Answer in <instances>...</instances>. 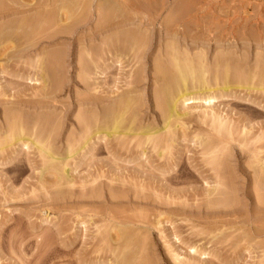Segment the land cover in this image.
Here are the masks:
<instances>
[{"label":"rangeland","instance_id":"obj_1","mask_svg":"<svg viewBox=\"0 0 264 264\" xmlns=\"http://www.w3.org/2000/svg\"><path fill=\"white\" fill-rule=\"evenodd\" d=\"M5 1L6 3H8V6L5 4V2H3L2 8H5H3L4 11H10L9 13L7 12V14H12V12H14L13 10H16L18 8V5L24 2L30 3L32 5L26 8L28 10L33 9L32 11L34 13L31 11L30 13L27 12L26 14L28 15V19L26 18V20L24 18L26 17V14L22 15L24 17L19 15V18H17V14H13V17L11 15L12 18L8 16L6 20H0V25H2V23H5V25H7V27L5 28L6 34L3 32L4 30L0 31V37L5 36L4 38L0 39V42H2V44L0 43V49L3 47L6 48L4 51L6 55L0 56V64L4 67L6 72L4 75L0 74V122H2L4 119L3 123H0V126L4 125V122L6 121L5 116L15 110V105L20 106L23 110L27 105L26 107L28 108V110L25 111L26 113L29 112L27 113V115L31 116L30 118H33L32 114L37 117V115L34 114L36 113L39 114L38 118L40 119V115H42L43 113V116L46 115L45 117H51L50 119H53L54 117V120L56 118V121L65 122V124L62 123L63 127L61 126L59 129L60 135H57L59 137H57L58 139L56 145L59 149L61 148L60 150L64 148V145L60 147V144H63V142L66 141V136L69 137L70 135V129L69 127H66L68 126L67 124L72 120L76 124V120L79 117H81L82 115L85 116V113L80 112L81 108L80 110L78 109V104H76V102H87V90H91L94 87L97 92V95L94 93L95 96L98 97L99 95V98L108 97L109 99L107 98V101H111L109 103H113L114 101L112 99H116V97L118 96L117 94H119L124 88V90H126V85H128V82H132V80H134V82L138 81L136 83V86H138L140 90L143 89L142 91L139 90L138 92L142 95H140V99L142 98V102H140L142 106L140 107V109H142V111L140 109V111H138L142 113L141 117L143 119L141 118V120L144 124L140 122L141 125H146L147 123L150 125V123L152 122V126L155 125L162 127L160 118L161 114L159 113L160 111H157L159 110V100H157L155 96L153 97V93H156L154 87L159 88V85H161L162 83L155 75V78H153L152 74L154 71L152 70L151 65H154L152 64L154 62L155 65L157 62L161 63L159 61H162L161 64L167 63V61L165 60L166 54L163 55L164 52L162 51L163 49H165L166 43L162 41L164 42V45L161 44L163 47L161 46V48L159 49V46L157 45V39L159 38L158 34L156 33L157 31L155 32V30H158V23H160L159 21L162 22V20L164 19L163 16L166 17L167 15L168 17H170L169 15L171 13L169 12H173L174 14V11L172 10H174L176 7H178L175 10L176 12L180 10L179 8H181V10H188L189 13V15H187L188 17L185 16L180 19L178 18L176 19V22L178 20H181L178 21V23H186L187 25H184V27H186H183L185 33L192 37H197V41H201L203 45H200L199 48L198 46H196L198 44H196L194 47V44L192 43V45L191 42L188 41L187 45L185 43H182L184 47L179 43L178 46L179 48L181 47L179 50H183L182 52H185V48H187L190 50L185 53H188L190 55H192L193 53L194 55H197L198 50H200L201 52L205 48L204 52L201 53L205 54V58H208L205 60H208L207 62H209L211 59L214 60L216 58L214 56L215 53L218 50H222L221 52L218 51L216 53V56H219L221 58L223 57V59L226 57L224 59L225 61L227 60L226 65H229V68L231 69H235V73L237 71L238 73H242L243 76L241 74L238 75H241L244 80H238L241 78L240 76V78L236 80V75L235 77H231L233 75H230L231 78L228 81V84H230L228 85V92L226 94L224 93V96L219 97V99H217L218 102H215L216 100L214 101V111L217 114L222 113V117H225L227 122L230 123V129H232V131L230 130V132L233 134H231L230 132H222L220 136L218 134H214L215 132L213 133V131H211L212 129L210 128V118L208 116L204 117L203 114L204 112H206V110H209L208 108H211L213 105L208 107L207 105H205V102H194L190 100L185 103L183 107L180 106L183 110H187L186 112H183V110L180 109L179 112L188 113L189 115H187L188 117L186 116V118H184L185 126L181 127L178 133L176 132L175 136H171L170 139L174 141V144H171L170 149L168 148V150L164 153V158H159L156 153L155 155L154 151L151 149L149 144L143 145L141 147H135V145L133 146L134 143L125 145V143L121 144L118 141L113 142V140H110L111 142L108 141L109 143L107 142L106 146L104 143V145L102 143L100 144L102 146L98 144L100 147L98 145V147L96 146L97 149H95V151L93 152V156L90 157V155H86L82 158L80 157L82 155L81 152L80 155L75 158V161L77 160L76 163L79 162L76 168V172L72 173L71 175L72 177H74L75 186H72L70 188L65 187L66 189L61 187L63 191L58 188L59 186L57 187L52 183V178L49 175V172L45 174L46 176L43 180H40V170L43 167L44 161L42 157L40 158L41 155L37 153L35 149H32L33 147H31L28 151L23 150L22 152L17 153V155H13V152H15L17 146H10L7 147V149H3L4 154L2 153V150L0 152L2 153L0 154V161L1 159L8 161L10 158H15L14 160L12 159L13 163L11 162V160H9V163L7 162L8 164L5 163L6 165L4 166L0 165V264H99L95 261H98L100 259V262L103 258L104 263L105 260L107 263V259L112 256L111 252L109 251L114 248L113 245L111 246V244L113 243H109L108 240L106 241L107 237H105V235L108 236L109 233H113L114 235V230H112L113 232H111L109 227H112L111 225L114 226V223H123L124 225L122 224V226H125L126 223L130 224L129 222H133V220L134 222L132 223V225L130 224V227H132V229H139V234L143 232L141 234V237L142 235L146 236L148 234V237L146 236V241L148 243L145 241L146 243L144 245L145 248H149L146 250V253H149L148 258L150 259V261L152 260V264H264V231L263 234L259 233L258 231L264 228V216H262L263 219L262 217L258 218L254 216V214L257 212H255V210H257L256 202H258V199L256 200L257 197L254 198V194L258 187V177H256L254 173H256V171L258 170V161L261 162V159L263 160L262 167L264 168V89H261L264 88V78L262 77V81H260L261 76L264 75V66L262 65L264 64V0H108L109 2L111 1V3H115L111 4L108 2V6L106 5L107 3L105 2V0H98V2L97 0H75L76 3L75 1L73 2V0H22L23 2L21 0ZM185 1H187V3ZM9 2L11 3V5H9ZM67 2L68 4H70V2H73V5L71 3V5H68V8H66ZM12 3L14 5H12ZM84 3L88 4L86 5L87 7H85ZM99 3H103L105 5L103 10L101 9L103 13H108L109 11L112 12L113 10H111L110 7L115 8L116 5L119 6V8L121 7L120 10L124 8L125 11L129 12V8V10H136L137 12L143 13L144 16L148 18L147 21L146 19L144 20V23H148L150 21V18L153 19V17H155L154 14L156 15L157 13L155 11H159L158 14L160 13L159 15H161V17L157 18L159 20L156 26L154 27V31L152 34L153 39L150 41L151 46L147 50L148 52H146V50L143 48L142 53L139 55V51L138 55L136 54L137 57H135L134 55L135 58H133V56L131 55L132 53L130 52L129 54V52L126 51L125 55L121 59L123 62L121 61L122 63L120 64V66L119 63H112V55L109 56V53L107 57L106 54L100 57L101 59H99L98 57L99 61L98 59L97 61L99 62L100 66L103 65L102 67L105 68V65H107L105 69V73H107V75L104 73V75L102 76L98 74L97 69H94L95 66L92 67L93 63L91 62V57H93V54L91 55V57H85L86 53H83L85 52V49H83V47H85L86 45L85 39L89 38L87 36L91 35V33L89 34V32L91 31L87 32L85 27H90L91 29V24L92 26L95 25L96 14L94 13H96L95 10L97 9ZM77 4L80 7H78ZM60 6H62V9H59ZM70 6L73 7L71 8ZM88 6H91L90 12H88ZM29 7L31 8L29 9ZM153 8L155 9V11ZM36 11L37 14L35 13ZM65 11L70 13L69 15H71L72 13L74 14L75 12V17L71 15L72 18L74 17L73 22L68 21V23H64L67 25L59 23L57 18L60 17L58 13L61 14ZM152 11L155 13H153ZM85 12H88V16L90 15L88 17L89 19H87L88 21H85L87 24L83 22L86 25L84 24V26H79L81 23L80 22L78 23L79 25L76 23L77 25H74V27L73 24L79 20L77 18L80 15L79 13H82L81 15L84 16L86 14ZM113 12H115V10ZM151 14L152 16H150ZM191 14L194 15L192 16ZM199 14L201 17L199 16ZM48 16H52V20H55V18L57 19L55 21H52ZM20 18H24L25 23L28 24L24 23L23 25V23H21L20 25L22 26L17 24L20 23L17 21H22L20 20ZM72 18H70L69 20H71ZM75 18H77V20L74 21ZM14 19L15 21H13ZM190 20L192 21V23ZM5 21L8 22L6 23ZM11 21L14 22L13 27L15 29H13L12 23H10ZM57 21L59 24H61V26L57 24ZM30 22L32 23V26H30ZM49 22H55L56 26L49 27V25L51 26L53 24ZM9 23L11 24V26H9ZM70 23H72V25H68ZM150 24H152V20L149 22V25ZM3 26L4 25H2L1 27L3 28ZM69 26H72V29ZM1 27L0 29H2ZM61 27L65 28L62 29ZM195 27H197V30L200 29L201 31H197ZM7 28L10 30V32L7 30ZM180 29L182 30V28ZM62 30H64V32H67L68 34H70L69 32L72 31L73 34L71 33L70 36H66L67 33L64 34ZM7 31L9 34L7 33ZM59 31H62L63 33L61 35L64 34V36H60L59 34H57V32ZM44 33L46 34L44 35ZM54 33H56L55 36H53ZM51 35L53 38L49 37ZM81 40H83V42L85 41V45L84 43H82ZM5 41H8V43L6 44ZM125 48L127 50L126 46H123L122 49L125 50ZM193 49L197 50V52ZM156 50H159V52H156ZM77 52L79 54H77ZM200 52L199 54H201ZM196 55L194 57L192 55V58H196ZM126 56H128L127 59ZM155 56L156 59L159 58V61L154 59ZM95 58L96 57L94 55V58L92 59ZM166 58L168 61H172V58H170L169 56H166ZM78 60L82 61H80L79 63ZM140 62L143 65H141ZM164 65L161 66L168 68L171 65V68L169 67V69H172L171 63L170 65L168 64L169 66H167V64ZM226 65H224L223 67L220 66L222 68H220L219 72L223 71ZM129 66L130 68H128ZM137 66L138 70H136ZM80 69L82 71H80ZM118 69L121 72H119ZM249 71H251L252 73ZM211 77L213 78V75ZM139 78H142L141 80L144 83L140 81ZM154 79L157 81L155 83V86H153V81H155ZM249 79L251 80V83L248 82L250 81ZM127 80L128 82H126ZM86 82L89 85H85ZM231 85L235 87H232ZM236 85H239V87ZM260 85L263 86L261 87ZM90 92L92 93L93 91ZM1 93L3 94L1 95ZM108 93L112 94L109 95ZM76 94L78 95V98ZM36 95L39 96L37 97ZM43 98H45L46 100ZM155 100L158 101V104ZM32 104L33 106H35L33 107ZM37 104H39V108L35 111ZM4 106H6L5 109H3ZM30 106H32L31 109H29ZM202 107H204L205 109ZM7 108L8 110L13 111H10L9 113L7 111ZM32 108L34 109V111H32ZM40 108H43V110L41 109V111L38 112ZM202 109H204V111ZM4 110H6L5 113L3 112ZM30 111H32L31 115H29ZM6 112L8 114H6ZM45 112H47V114ZM1 113H3V115L5 114L4 118H2L3 116H1ZM75 113H77L79 117H77V114L75 115ZM73 117L74 119H72ZM61 118L63 120H61ZM77 128L75 129L76 131L73 132L77 133L76 136L73 135V137L75 138L79 137V130ZM246 128L251 130V132L248 131V129L246 130ZM239 130H241L242 134ZM180 131H183V134L185 133L184 136L186 138ZM201 134L204 135V137ZM226 135H228L227 138H225ZM200 136H202L204 140L200 138ZM218 136L222 138L224 137V140H222V138H219ZM217 142H220V145L218 147V151L216 152H220V155H222L223 158L220 160L226 163L227 171H229L230 178L233 177L229 179V183L226 182L227 189L226 187L224 188V186H220V190L226 192L227 195H233L231 196L230 202L226 204L228 207L226 205H210L207 207V205H209V200H211L212 198H218V195L216 194L209 196V192L212 190V188H214V183L216 181L215 173H213V165H210L211 163H209V161H212L209 159L212 156L209 154V148L210 144ZM118 143L119 145L116 146V144ZM243 144L244 146L246 144V146L244 147ZM100 148H103L104 150ZM115 148L117 149L115 150ZM206 148H208L209 152ZM219 148H221V151H219ZM225 149L227 151H225ZM257 153L258 155H256ZM10 154L12 155L10 156ZM220 157L221 156H219V158ZM252 157H255V159H252ZM259 158L261 159L259 160ZM256 159L258 161H256ZM205 161H207V163ZM204 163H206L207 165ZM234 170L236 172H234ZM224 172H226V170ZM86 175L88 178L86 177ZM126 175L128 176L126 177ZM46 179H48V182L46 181ZM125 181L127 182L126 184H124ZM44 183L46 185L50 184V187L46 186ZM76 184L78 185L76 186ZM117 184H119V186ZM252 184L255 186H252ZM113 188L115 189L113 190ZM251 188H253V190ZM118 189L123 195L119 192ZM93 190L96 191L97 195H95V197H98V200L96 198H93ZM98 191L102 192L99 193ZM115 191L118 192L116 196L114 194L116 193ZM55 192L58 194L56 195ZM75 192H78L80 195L78 193L76 194ZM61 193L62 195H60ZM90 194L92 195V197ZM117 195L120 196L119 199ZM255 195H257V193ZM78 196L79 198H81L82 196V198L78 200ZM99 196L101 197V200H99ZM111 196H115L117 198H112ZM102 199L104 201H102ZM253 212L255 213L253 214ZM114 218H116V220ZM156 221L160 222L157 223ZM257 222L259 223V225ZM82 223H84L85 226ZM156 223L158 225H156ZM139 227L142 228L140 229ZM83 229L85 231H83ZM144 232H146L147 234ZM98 234H101L102 236ZM118 234L121 233L118 232ZM82 235L84 236V238ZM102 238L104 241L101 240ZM108 247L111 249H109ZM196 248H199L197 253L194 251ZM63 251L64 253L61 254V252ZM198 252H200L201 254ZM176 254L179 256H176ZM175 257H177V260L174 259ZM104 263L102 261L101 264Z\"/></svg>","mask_w":264,"mask_h":264},{"label":"bare ground","instance_id":"obj_2","mask_svg":"<svg viewBox=\"0 0 264 264\" xmlns=\"http://www.w3.org/2000/svg\"><path fill=\"white\" fill-rule=\"evenodd\" d=\"M12 1H14V0H12ZM11 1V2H12ZM22 1V0H21ZM54 1V0H53ZM75 0H73V2H74ZM3 2H5V4L8 6V3H6V1L5 0H0V20L1 19H7V17L9 16L10 18H12L13 17V14H17V18H19V15H25L27 12L28 13H30V11L31 12H33L32 10H28L26 7H28V6H32L30 3H21V4H19L18 5V8L16 9V10H13L14 12H12V14L10 13V14H7V12L9 13L10 11H7V10H5L4 11V9L2 8V6H3ZM16 2V1H15ZM18 2V1H17ZM23 2V1H22ZM59 2V1H58ZM73 2H70V4H68V2H67V7L66 8H68V5H71V3H72V5H73ZM83 2V1H82ZM92 2V1H91ZM97 2H98V0H97ZM101 2V1H100ZM105 2L107 3H105L107 6H108V0L106 1L105 0ZM186 3H187V1H185ZM10 3V2H9ZM19 3V2H18ZM41 3V2H40ZM49 3V2H48ZM75 3H76V1H75ZM79 3V2H78ZM109 3H111V1L109 2ZM122 3H124V2H122ZM4 4V5H5ZM16 4V3H15ZM61 4V3H60ZM63 4V3H62ZM66 4V3H65ZM85 4V3H84ZM90 4V3H89ZM111 4H115V3H111ZM110 4V5H111ZM116 4H117V2H116ZM118 4H119V2H118ZM183 4V3H182ZM9 5H11V3L9 4ZM12 5H14L13 3H12ZM46 5V4H45ZM86 5H88V4H85V7H87ZM95 5V4H94ZM109 5V6H110ZM137 5V4H136ZM43 6V5H42ZM56 6H57V4H56ZM76 6V5H75ZM77 6H78V4H77ZM97 6V5H96ZM106 6V7H107ZM129 6H132V5H129ZM184 6V5H183ZM15 7V6H14ZM35 7V6H34ZM44 7V6H43ZM62 6H60V8L59 9H62L61 8ZM71 8L73 7V6H70ZM78 7H80V6H78ZM77 7V8H78ZM90 7L91 6H88V8H89V11L88 12H90ZM105 7V5L102 3V4H98V6H97V9L95 10L96 11V13H94V14H96L95 15V19H96V23H95V25L94 26H92V24H91V29H90V27L89 26H87V27H89V28H86L85 27V29L87 30V32L88 31H91V32H89V34L91 33V35L90 36H87V37H89V38H87V39H85V41H86V45H85V41L83 42V40H81L82 41V43H84V45H85V47H83V49H85L84 51L85 52H83L84 54L86 53V56L85 57H91V55L93 56V57H91V62L93 63V66L92 67H94V69H97V72H98V74L99 75H104V73H105V69H106V66L107 65H105V68H103L102 66L103 65H101L100 66V64H99V59H101L100 57H102L104 54H106V57H107V55H108V53H109V56L110 55H112V58H111V60H112V63L113 64H117V63H119V66H120V64L123 62L121 59H122V57L125 55V52L127 51V52H129V54H130V52L132 53L131 55L133 56V58H135V57H137L136 56V54L138 55V52L140 51V53H139V55L142 53V51H143V48L146 50V52H148L147 50L150 48V46H151V43H150V41L153 39L152 38V34H153V31H154V27L156 26V24L158 23V20L159 19H157V18H159V17H161V15H159L158 14V12L159 11H155V9H154V11L155 12H157L156 13V15L154 14V16L155 17H153V19H151L149 16V18H150V21L152 20V24H150L149 25V22L147 23H144V20L146 19V21H147V19L148 18H146L145 16H144V14L143 13H140V12H137L136 10H129V8H128V11L129 12H127V11H125V9L124 8H122V10H120V8H119V6H115V8L114 7H110V9L111 10H115V12H111V11H109L108 13L107 12H104L103 13V8ZM128 7V6H127ZM143 7V6H142ZM181 7V6H180ZM192 7V6H191ZM2 8V9H1ZM10 8V7H9ZM31 7H29V9H30ZM63 8H64V6H63ZM116 8H119V9H116ZM176 8H178V7H176ZM176 8L174 9V10H172V11H174V14H173V12H169V13H171L169 16L170 17H168L167 15H166V17H164L163 16V20H162V22L161 21H159L160 23H158L159 24V27H158V30L156 29L155 30V32L158 34V38L159 39H157L158 41V46H159V49L161 48V46L162 45H164V42L167 44H165V49H163L162 51L164 52L163 53V55H165V60L167 61V63H163V64H161L162 63V61H159V58H157L156 59V56H155V60H158L159 62H161V63H156V65H155V62L154 63H152V64H154V65H151L152 66V70L154 71L153 72V78H155L154 77V75L161 81V85H159V88L157 87H154V89H155V91H156V93L154 92V91H152V92H154L153 93V97L155 96V98H157V100H159V104L157 103L158 101H156V103L159 105V110H157V111H160L159 113L161 114V123H162V127H159V126H155V125H153L152 126V124L150 123V125L147 123L146 125H141V123L140 122H142V120H141V116H142V113H140V112H138V111H142V109H140V107L142 106L141 105V103L140 102H142V98L140 99V97L142 96L141 95V93L139 94L138 92H139V90H140V88H138V86H136L137 84V82H134V80H132V82H128V80L126 81V82H128V85H126L127 86V88H126V90H122L119 94H117L118 96L116 97V99L114 100V99H112L114 102L113 103H109V102H111V101H107L108 99L107 98H99V95H98V97L97 96H95L94 95V93L97 95V92H96V89H95V87L94 88H92L91 90H87L88 91V98L86 97V99H87V102H79L78 101V103L76 102V104H78V109L80 110V108H81V111L80 112H82V113H85V116H81V117H79L78 116V112L77 113H75V115L77 114V117H79L76 121V124H75V122L72 120V121H70L67 125L68 126H66V127H69V129H70V135H69V137L68 136H66L67 138H66V141H65V137H64V141L65 142H63V144L61 143H59L60 144V147L62 146V145H64V148L62 149V150H60L58 147H57V137H59V136H57L58 134L60 135V127L62 126V123H64L65 124V122H59V121H56V118H55V120H54V117H53V119H50L49 117H45V116H43V113H42V115H40V119L38 118L39 117V114H36V113H34L35 115H37V117L36 116H34L33 114H32V111H34V109L32 108V111H30V114L29 115H31L32 114V117L33 118H30L31 116H28L27 115V113H29V112H27L26 113V111L28 110V108L25 106V109L23 110L20 106H14V108H15V110L12 112L11 110H8V108H7V111L10 113V111L12 112V113H10V114H8L7 112H6V114H8L7 116H5V119H6V121L4 122V125H2V126H0V152L3 150V149H7V147H10V146H17L16 147V150H15V152H13V155H17V153H20V152H22L23 150H29L31 147H33L32 149H35L36 151H37V153H39L40 155V158L42 157L43 158V161H44V164H43V167L41 168V170H40V180H43L44 179V177L46 176L45 174L47 173V172H49V175L51 176V178H52V183L55 185V186H59L58 188L59 189H61L62 190V188L61 187H63L64 189H66L65 187H67V188H70V187H72V186H75L74 185V177H72L71 175H72V173H74V172H76V168H77V166H78V164H79V162L78 163H76V161H75V158H77V156H79L80 155V153L82 152V155L80 156V157H85L86 155H90V157L91 156H93V152L95 151V149H97L96 148V146L99 144H105V146L107 145V142L108 141H110V140H113V142L114 141H118L119 143H121V144H124L125 143V145L127 144H131V143H134L133 144V146L135 145V147H141V146H143V145H146V144H149L150 145V147H151V149L154 151V154L156 153L157 154V156L159 157V158H161V157H163V155H164V153L168 150V148L170 149V147H171V144H174V141L173 140H171L170 138H171V136H175V134H176V132L178 133V131H179V129L181 128V127H184L185 126V124H184V118H186V116L187 115H189L188 113H181V112H179L180 111V109L181 110H183L180 106H182L183 107V105L185 104V103H187L188 101H200V102H205V105H207L208 107H210V106H212L211 108H208V107H206V108H208L209 110H206V112H204L203 114H204V117H206V116H208L210 119H209V121H210V128L212 129L211 131H213V133L214 134H218L219 136H220V134L222 133V132H224V133H229L230 132V130L232 131V129H230V123H228L227 122V120L225 119V117H222V113H219V114H217L215 111H214V101L215 102H218L217 101V99H219V97H222V96H224L227 92H228V90H229V86L228 85H230V84H228V81L230 80V78L231 77H235V75H236V80L238 79V78H240V79H238V80H244V78H242V76H243V74L242 73H238V71L235 73V69H231V68H229V65H226L227 64V60L225 61L224 59L226 58H224L223 59V57L221 58V57H219V56H216V53L219 51H217L216 53H215V59L213 60V59H211L209 62H207V61H205L206 59H208V58H205V54H202L201 52H204V50H205V48H204V50L203 51H201L200 52V50H198V53H197V55H196V58H192V55H193V57L195 56L193 53H192V55H190V54H188V53H185V52H187V51H189L190 49H187V48H185V52H182L183 50H179L180 48H179V46H178V44L180 43L181 45H182V43H185L186 45L188 44V41H190L191 42V44L193 43L194 44V47H195V45L196 44H198V45H196V46H203L202 45V42H201V44H200V42H198L197 41V37H192V36H190V35H187L186 33H185V30H184V28L186 27H184V25L186 24V23H184L183 24V22L182 23H178V21H181V20H178L177 22H176V19H180V18H183V17H185V16H187V15H189V13H188V10L186 11V10H184V9H182V10H184V11H182L181 10V8H179L178 10L179 11H175L176 10ZM12 9H13V7H12ZM35 9V8H34ZM41 9V8H40ZM39 9V10H40ZM44 9V8H43ZM80 9V8H79ZM82 9V8H81ZM102 9V10H101ZM127 9V8H126ZM196 9V8H195ZM1 10H2V12H1ZM11 10V9H10ZM55 10H58V9H55ZM65 10H68V9H65ZM75 10H76V8H75ZM106 10H107V8H106ZM149 10V9H148ZM163 10V9H162ZM170 10V9H169ZM53 11V10H52ZM61 11V10H60ZM59 11V12H60ZM64 11V10H63ZM80 11H82V10H80ZM144 11V10H143ZM160 11H161V9H160ZM6 12V13H5ZM56 12H58V11H56ZM66 12V13H65ZM65 12H62L61 14L60 13H58V15L60 16V17H57L58 18V21H59V23H63V25H67V24H64V23H68V21H70V22H73V18L75 17L74 15H75V12H74V14L72 13L71 15L72 16H74L73 18L71 17V15H69L70 13H68L67 11H65ZM77 12V11H76ZM88 12L84 15V16H82L81 14L82 13H79L80 15H81V17H80V15H79V17L81 18H79V17H77L79 20V22L78 21H76L74 24H73V26L74 25H77L78 23H80V25L79 26H84V24L88 21L87 19H89L88 17L90 16H88ZM153 12V11H152ZM155 12H153V13H155ZM167 12H168V9H167ZM190 12V11H189ZM195 12H197V11H195ZM34 13V12H33ZM36 14H37V11L35 12ZM63 13H64V15H63ZM145 13V12H144ZM198 13H199V11H198ZM42 14V13H41ZM56 14V13H55ZM66 14V15H65ZM89 14H91V13H89ZM93 14V15H94ZM11 15H12V17H11ZM51 15V14H50ZM57 15V16H58ZM68 15V16H67ZM87 15V16H86ZM192 16L194 15V14H191ZM46 16V15H45ZM44 16V17H45ZM54 16V15H53ZM150 16H152V14L150 15ZM199 16H200V14H199ZM16 17H14V18H16ZM22 17H24V16H22ZM28 17V15L26 14V17H24L25 18V20H26V18ZM42 17V16H41ZM51 20H52V16L50 17V16H48ZM188 17V16H187ZM201 17V16H200ZM24 18L22 19V18H20V20H22V21H17V22H20V23H17V22H15V23H17V24H21V23H23V25H24V23H25V21H24ZM48 18V19H49ZM57 18H55V20L57 19ZM70 18H72L71 20H69ZM77 18H75L74 19V21L75 20H77ZM190 18V17H189ZM198 18V17H197ZM28 19V18H27ZM49 19V20H50ZM188 19V18H187ZM192 19V18H191ZM196 19V18H195ZM16 20H18V19H16ZM50 20V21H51ZM55 20H52V21H55ZM2 21V20H1ZM8 21H10V20H8ZM7 21V22H8ZM13 21H15V19L13 20ZM38 21V20H37ZM44 21V20H43ZM42 21V22H43ZM58 21H57V24H59L58 23ZM86 21V22H85ZM185 21V20H184ZM191 21V20H190ZM197 21V20H196ZM6 22V21H5ZM6 22V23H7ZM28 22V21H27ZM83 22H85V23H83ZM187 22V21H186ZM201 22V21H200ZM10 23H12V27H13V23L14 22H10ZM9 23V26H11V24ZM31 23V22H30ZM37 23V22H36ZM49 23H51V22H49ZM53 23V24H52ZM51 24V26L49 25V27H52V26H56V23L55 22H52ZM77 23V24H76ZM190 23V22H189ZM188 23V24H189ZM191 23H192V21H191ZM25 24H28V23H25ZM45 24V23H44ZM55 24V25H54ZM87 24V23H86ZM85 24V25H86ZM94 24V23H93ZM196 24H198V23H196ZM2 25H4L3 26V28L1 27ZM2 25H0V27L2 28V29H0V31H2V30H4L3 32L5 33V28L7 27V25H5V23L3 24L2 23ZM18 25V26H19ZM30 25V24H29ZM60 26H61V24H59ZM58 25V26H59ZM62 25V26H63ZM68 25H72V23H70V24H68ZM90 25V24H89ZM187 25V24H186ZM190 25V24H189ZM188 25V26H189ZM17 26V27H18ZM20 26H22V25H20ZM19 26V27H20ZM27 26V25H26ZM30 26H32V23H31V25ZM42 26H43V24H42ZM151 26H152V28H151ZM191 26V25H190ZM198 26V25H197ZM15 27H16V25H15ZM49 27H48V29H49ZM68 27V26H67ZM66 27V28H67ZM70 28L72 27V26H69ZM75 27V26H74ZM184 27V28H183ZM9 28V27H8ZM7 28V30L10 32V28L8 29ZM62 28V27H61ZM60 28V29H61ZM65 28V27H64ZM64 28H62V29H64ZM180 28H182V30L180 29ZM197 27H195V29H196ZM13 29H15L14 27H13ZM31 29V28H30ZM57 29V28H56ZM72 29V28H71ZM84 29V30H85ZM89 29V30H88ZM12 30V29H11ZM52 30V29H51ZM67 30V29H66ZM74 30V29H73ZM193 30V29H192ZM197 30V29H196ZM200 29H198L197 31H199ZM8 31H7V33H8ZM14 31V30H13ZM56 31V30H55ZM54 31V32H55ZM63 32H64V30H62ZM62 31H59V32H61V33H59V32H57V34H59L60 36H64V34H66L67 32H64V34L63 35H61L63 32ZM68 31V30H67ZM187 31V30H186ZM201 31V30H200ZM208 31V30H207ZM82 32V31H81ZM84 32V31H83ZM194 32V31H193ZM3 33V34H4ZM47 33H49V32H47ZM52 33H53V31H52ZM70 34H66V36H70L71 35V33H72V31L71 32H69ZM195 33H197V32H195ZM0 34H1V32H0ZM2 34V35H3ZM6 34V33H5ZM9 34V33H8ZM46 33H44V35H45ZM55 34L56 33H54L53 34V36H55ZM73 34V33H72ZM81 34V33H80ZM88 34V33H87ZM88 34V35H89ZM27 35V34H26ZM58 35V36H59ZM79 35V34H78ZM77 35V36H78ZM154 36H155V34H154ZM197 36V35H196ZM5 37V36H4ZM3 36L2 37H0V39L1 38H4ZM29 37V36H28ZM45 37H47V36H45ZM50 38L52 37V35L51 36H49ZM80 37V36H79ZM27 38V37H26ZM53 38V37H52ZM55 38V37H54ZM66 38H68V37H66ZM78 38V37H77ZM85 38V37H84ZM84 38H82V39H84ZM48 39V38H47ZM5 40V39H4ZM3 40V41H4ZM33 40V39H32ZM63 40H64V38H63ZM71 40V39H70ZM76 40V39H75ZM67 41V40H66ZM162 41H164V42H162ZM6 42V44L8 43V41H5ZM4 42V43H5ZM39 42V41H38ZM75 42V41H74ZM80 42V41H79ZM1 44H2V42H0ZM64 43V42H63ZM10 44H11V42H10ZM80 44V43H79ZM162 44V45H161ZM192 44V45H193ZM218 44V43H217ZM81 45V44H80ZM83 45V46H84ZM4 46H5V44H4ZM78 46V45H77ZM82 46V45H81ZM123 46H126L127 47V50H126V48H125V50L124 49H122L123 48ZM183 46V45H182ZM1 47V46H0ZM7 47H9V46H7ZM18 47V46H17ZM79 47V46H78ZM163 47V46H162ZM184 47V46H183ZM182 47V48H183ZM114 48V49H113ZM158 48V47H157ZM200 48V47H199ZM5 47H3V48H1L0 49V56L2 55H6V53L4 52L5 51ZM80 49V48H79ZM140 49H142V50H140ZM184 49V48H183ZM187 49V50H186ZM82 50V49H81ZM144 50V51H145ZM165 50V51H164ZM193 50H195V49H193ZM151 51V50H150ZM161 51V52H162ZM196 52H197V50H195ZM194 51V52H195ZM222 51V50H221ZM221 51H219V52H221ZM156 52H159V50L157 51L156 50ZM160 52V53H161ZM180 52H182V53H180ZM193 52V51H192ZM195 52V53H196ZM199 52L201 53V54H199ZM151 53V52H150ZM149 53V54H150ZM225 53V52H224ZM77 54H79L78 52H77ZM145 54V53H144ZM148 54V55H149ZM81 55V54H80ZM94 55H95V59H92V58H94ZM134 55H135V57H134ZM147 55V54H146ZM161 55V54H160ZM183 55V56H182ZM190 57H189V56ZM221 55H223V54H221ZM83 56V57H84ZM145 56V55H144ZM151 56V55H150ZM166 56H169L170 58H172V61L170 62V61H168L167 60V58H166ZM213 56V57H214ZM7 57V56H6ZM98 57H99V59H98ZM127 57L128 56H126V59H127ZM138 57H140V56H138ZM143 57V56H142ZM161 57V56H160ZM164 57V56H163ZM181 57V58H180ZM212 57V58H213ZM231 57V56H230ZM256 57V56H255ZM38 58V57H37ZM109 58V59H110ZM170 58H169V60H170ZM210 58V57H209ZM233 58V57H232ZM36 59V58H35ZM58 59V58H57ZM78 59H81V58H78ZM97 59H98V61H97ZM124 59V58H123ZM153 59V60H154ZM163 59V58H162ZM235 59V58H234ZM63 60V59H62ZM103 60V59H102ZM107 60V59H106ZM144 60V59H143ZM236 60H238V59H236ZM79 61V63H80V61H82V60H78ZM86 61H88V60H86ZM122 61V62H121ZM223 61H225V62H223ZM242 61V60H241ZM258 61V60H257ZM88 62H90V61H88ZM88 62H86V63H88ZM107 62V61H106ZM134 62V61H133ZM138 62V61H137ZM136 62V63H137ZM165 62V61H164ZM168 62H170L171 64H172V69H169V67L171 66L170 65V63H168ZM173 62V63H172ZM224 63V65H226L225 66V69L223 70V71H221V72H219L220 71V68H222L224 65H223V63ZM102 63V62H101ZM243 63V62H242ZM4 64V63H3ZM88 64H90V63H88ZM99 64V65H98ZM103 64V63H102ZM140 64H141V62H140ZM164 65V64H167V66H169L168 68H165V67H163V66H161V65ZM169 64V65H168ZM223 66H222V65ZM229 64V63H228ZM234 64V63H233ZM237 64V63H236ZM255 64H256V62H255ZM124 65V64H123ZM141 65H143V64H141ZM263 66H264V64H262ZM112 66V65H111ZM127 66V65H126ZM154 66V67H153ZM165 66V65H164ZM220 66H222V67H220ZM234 66V65H233ZM238 66V65H237ZM263 66H262V68H263ZM61 67V66H60ZM113 67V66H112ZM143 67H145V66H143ZM232 67V66H231ZM255 67H257V66H255ZM261 67V66H260ZM259 67V68H260ZM115 68V67H114ZM118 68V67H117ZM128 68H130V66L128 67ZM136 68V67H135ZM171 68V67H170ZM247 68V67H246ZM85 69V68H84ZM90 69V68H89ZM169 69V70H168ZM237 69V68H236ZM119 70V69H118ZM136 70H138V66H137V68H136ZM238 70V69H237ZM80 71H82L81 69H80ZM107 71H108V69H107ZM110 71V70H109ZM133 71V70H132ZM234 71V72H233ZM119 72H121L120 70H119ZM144 72V71H143ZM243 72H245V71H243ZM248 72V71H247ZM246 72V73H247ZM249 72H251V71H249ZM6 72H5V69H4V67L0 64V74L1 75H4ZM39 73V72H38ZM82 73V72H81ZM80 73V74H81ZM145 73V72H144ZM252 73V72H251ZM256 73V72H255ZM91 74V73H90ZM97 74V73H96ZM106 75H107V73H105ZM128 74V73H127ZM238 74H241V75H238ZM253 74H254V72H253ZM264 74V73H263ZM33 75V74H32ZM37 75V74H36ZM82 75H84V74H82ZM88 75V74H87ZM94 75H95V73H94ZM98 75V76H99ZM130 75V74H129ZM158 75V76H157ZM210 75V76H209ZM213 75V78L211 77ZM230 75H233V76H231L230 77ZM78 76H79V74H78ZM89 76V75H88ZM209 76V77H208ZM238 76V77H237ZM240 76V77H239ZM247 76H250V75H247ZM93 77V76H92ZM96 77V76H95ZM140 77V76H139ZM211 77V78H210ZM252 77H253V75H252ZM262 77L264 78V75H262L261 76V80L260 81H262ZM19 78V77H18ZM79 78V77H78ZM126 78V77H125ZM136 78H138V77H136ZM41 79V78H40ZM86 79V78H85ZM90 79V78H89ZM92 79V78H91ZM107 79V78H106ZM140 79V78H139ZM142 79V78H141ZM140 79V81H142ZM34 80V79H33ZM87 80V79H86ZM108 80V79H107ZM125 80V79H124ZM136 80V79H135ZM144 80V79H143ZM155 80V79H154ZM233 80V79H232ZM235 80V81H236ZM250 80V79H249ZM253 80V79H252ZM8 81H9V79H8ZM36 81V80H35ZM43 81H45V80H43ZM78 81H80V80H78ZM91 81V80H90ZM118 81V80H117ZM130 81V80H129ZM245 81H246V78H245ZM12 82V81H11ZM143 82V81H142ZM154 82V84H153V86H155V83L157 82L156 80L155 81H153ZM231 82V81H230ZM248 82H250L251 83V80L250 81H248ZM41 83V82H40ZM39 83V84H40ZM96 83V82H95ZM144 83V82H143ZM247 83V82H246ZM250 83H249V85H250ZM263 83V82H262ZM262 83H260V84H262ZM47 84V83H46ZM86 84H88L87 82L85 83V85ZM107 84V83H106ZM119 84V83H118ZM121 84V83H120ZM123 84V83H122ZM233 84V83H232ZM248 84V83H247ZM89 85V84H88ZM113 85V84H112ZM146 85V84H145ZM157 85H158V83H157ZM92 86V85H91ZM96 86V85H95ZM232 86V85H231ZM236 86H238L239 87V85H236ZM253 86V85H252ZM261 86V85H260ZM263 86V85H262ZM261 86V87H262ZM2 87V86H1ZM85 87V86H84ZM87 87V86H86ZM106 87V86H105ZM232 87H235V86H232ZM237 87V88H238ZM248 87V86H247ZM251 87V86H250ZM258 87V86H257ZM42 88V87H41ZM90 88V87H89ZM104 88V87H103ZM109 88V87H108ZM149 88V87H148ZM148 88H147V90H148ZM85 89V88H84ZM102 89V88H101ZM122 89V88H121ZM255 89V88H254ZM257 89V88H256ZM262 90L264 89V88H261ZM100 90V89H99ZM111 90V89H110ZM143 90V89H142ZM142 90H140V91H142ZM42 91V90H41ZM86 91V90H85ZM90 91H93L92 93L90 92ZM95 91V92H94ZM98 91V90H97ZM117 91V90H116ZM231 91V90H230ZM253 91V90H252ZM3 92V91H2ZM110 92V91H109ZM115 92V91H114ZM149 92V91H148ZM234 92V91H233ZM100 93V92H99ZM116 93V92H115ZM225 93V94H224ZM263 93V92H262ZM3 93H1V95H2ZM54 94V93H53ZM109 94V93H108ZM112 93H110L109 95H111ZM152 94V93H151ZM224 94V95H223ZM18 95V94H17ZM77 95V94H76ZM141 95V96H140ZM34 96V95H33ZM37 96V95H36ZM39 96V95H38ZM37 96V97H38ZM87 96V95H86ZM104 96V95H103ZM10 97H11V95H10ZM41 97V96H40ZM47 97V96H46ZM50 97V96H49ZM4 98V97H3ZM17 98V97H16ZM77 98H78V95H77ZM85 98V97H84ZM144 98V97H143ZM224 98V97H223ZM43 99H45V98H43ZM85 99V100H86ZM153 99V98H152ZM7 100V99H6ZM10 100V99H9ZM8 100V101H9ZM46 100V99H45ZM51 100V99H50ZM79 100V99H78ZM29 101V100H28ZM10 102V101H9ZM40 102V101H39ZM55 102V101H54ZM20 103H22V102H20ZM32 103V102H31ZM154 103V102H153ZM22 104H24V103H22ZM21 104V105H22ZM256 104V103H255ZM38 105L39 104H37L36 106V108H35V111L36 110H38ZM52 105V104H51ZM147 105V104H146ZM151 105V104H150ZM156 105V104H155ZM194 105V104H193ZM8 106V105H7ZM29 106V105H28ZM32 106H33V104H32ZM32 106H30L29 107V109H31V107ZM35 106V105H34ZM33 106V107H34ZM54 106V105H53ZM63 106V105H62ZM61 106V107H62ZM65 106V105H64ZM185 106H187V105H185ZM189 106V105H188ZM5 107L6 106H4V108L3 109H5ZM18 107V108H17ZM23 107V106H22ZM145 107V106H144ZM154 107V106H153ZM157 107V106H156ZM200 107V106H199ZM259 107V106H258ZM10 108V107H9ZM83 108V109H82ZM158 108V107H157ZM202 108H204V107H202ZM217 108V107H216ZM219 108V107H218ZM12 109V108H11ZM41 109L43 110V108H40V110L38 111V112H40L41 111ZM140 109V110H139ZM205 109V108H204ZM204 109H202L203 111H204ZM26 110V111H25ZM49 110V109H48ZM60 110V109H59ZM62 110V109H61ZM64 110V109H63ZM155 110V109H154ZM186 110L187 109H185V110H183V112L185 111L186 112ZM193 110V109H192ZM5 111L6 110H4L3 112L5 113ZM66 111V110H65ZM209 111V112H208ZM218 111V110H217ZM26 114H25V113ZM60 112V111H59ZM67 112V111H66ZM259 112H261V111H259ZM263 112V111H262ZM46 114H47V112H45ZM63 113H64V111H63ZM145 113V112H144ZM2 115L1 116H3L2 118H4V115H3V113H1ZM53 114H54V111H53ZM87 114V115H86ZM203 114H201V115H203ZM221 114V115H220ZM80 115V114H79ZM49 116V115H48ZM147 116V115H146ZM11 117V118H10ZM35 117H36V119H35ZM58 117V116H57ZM139 117H140V120H139ZM144 117V116H143ZM188 117V116H187ZM8 118V119H7ZM63 118H64V116H63ZM200 118V117H199ZM50 119V120H49ZM72 119H74V117L72 118ZM143 119V118H142ZM202 119V118H201ZM57 120H58V118H57ZM61 120H63L62 118H61ZM151 120V119H150ZM187 120H189V119H187ZM186 120V121H187ZM228 120H230V119H228ZM3 121H4V119H3ZM3 121L2 122H0V123H3ZM65 121V120H64ZM185 121V122H186ZM239 121V120H238ZM246 121V120H245ZM201 122V121H200ZM206 122H208V121H206ZM247 122V121H246ZM67 123V122H66ZM143 123V122H142ZM155 123V122H154ZM144 124V123H143ZM247 124V123H246ZM245 124V125H246ZM205 125V124H204ZM206 125H208V124H206ZM77 126H78V128H77ZM63 127V126H62ZM79 130V137L78 138H75V137H73V135L74 136H76V134L77 133H73L74 131H76L75 129L76 128ZM194 127V126H193ZM232 127V126H231ZM190 128V127H189ZM204 128H206V127H204ZM238 128V127H237ZM241 128H242V126H241ZM251 128V127H250ZM209 129V128H208ZM235 129V128H234ZM248 128H246V130H247ZM186 130V129H185ZM184 130V131H185ZM200 130V129H199ZM245 130V131H246ZM58 131H59V133H58ZM204 131V130H203ZM206 131V130H205ZM211 131H209V132H211ZM240 131V133H241V130H239ZM248 131H250L251 132V130H249L248 129ZM181 132V131H180ZM186 132V131H185ZM208 132V133H209ZM249 132V133H250ZM182 134H183V131L181 132ZM201 133V132H200ZM206 133V132H205ZM231 133V132H230ZM244 133V132H243ZM247 133V132H246ZM246 133H245V135H246ZM180 134V133H179ZM185 134V133H184ZM184 134H183V136H184ZM196 134V133H195ZM212 134V133H211ZM231 134H233V133H231ZM242 134V133H241ZM241 134H239V135H241ZM197 135H198V133H197ZM202 135V134H201ZM237 135V134H236ZM4 136V137H3ZM203 137H204V135H202ZM202 136H200V138H202ZM218 136V137H219ZM227 136L228 135H226V137L225 138H227ZM3 137V138H2ZM73 137V138H72ZM181 137V136H180ZM179 137V138H180ZM185 137V136H184ZM183 137V138H184ZM206 137V136H205ZM233 137V136H232ZM247 137V136H246ZM186 138V137H185ZM213 138H215V137H213ZM219 138H222V137H219ZM231 138V137H230ZM250 138H252V137H250ZM60 139V138H59ZM173 139V138H172ZM182 139V138H181ZM203 139V138H202ZM206 139V138H205ZM237 139V138H236ZM196 140V139H195ZM194 140V141H195ZM199 140V139H198ZM201 140V139H200ZM204 140V139H203ZM212 140V139H211ZM218 140V139H217ZM221 140V139H220ZM222 140H224V137L222 138ZM63 141V140H62ZM61 141V142H62ZM176 141V140H175ZM209 141V140H208ZM228 141V140H227ZM111 142V141H110ZM112 142V143H113ZM181 142V141H180ZM191 142V141H190ZM196 142H198V141H196ZM202 142V141H201ZM225 142V141H224ZM223 142V143H224ZM242 142V141H241ZM240 142V143H241ZM109 143V142H108ZM116 143V142H115ZM119 143L118 144H116V146L117 145H119ZM206 143V142H205ZM204 143V144H205ZM218 143V144H217ZM217 143H213V144H210V155H212L211 157H212V159H211V157L209 158L210 160H212V161H209V163H211L210 165H213V173H215V179H216V181H215V186H214V188H212V190L209 192V196H211V195H218V198H212L211 200H209V205H207V207L208 206H210V205H214V206H221V205H226V204H228L229 202H230V200H231V196H233V195H227V193L226 192H224V191H222V190H220V186H224V188L227 186V183L226 182H230V180L229 179H231V178H233V177H231L230 178V174H229V171H227V167H226V163L224 162V161H222V160H220V159H223L222 158V155H220V152L218 153V152H216V151H218V147H219V145H220V142H217ZM227 143V142H226ZM230 143V142H229ZM239 143V144H240ZM244 143V142H243ZM103 144V145H104ZM225 144V143H224ZM238 144V143H237ZM98 145V146H99ZM109 145V144H108ZM113 145H115V144H113ZM112 145V146H113ZM195 145V144H194ZM200 145V144H199ZM199 145H197V146H199ZM206 145V144H205ZM204 145V146H205ZM97 146V147H98ZM100 146H102V145H100ZM99 146V147H100ZM121 146V145H120ZM201 146V145H200ZM209 146V145H208ZM229 146V145H228ZM239 146V145H238ZM243 146H244V144H243ZM242 146V147H243ZM245 146H246V144H245ZM244 146V147H245ZM124 147V146H123ZM130 147H131V145H130ZM14 148V147H13ZM107 148H108V146H107ZM106 148V149H107ZM113 148V147H112ZM134 148V147H133ZM205 148V147H204ZM203 148V149H204ZM100 149H103V148H100ZM117 148H115V150H116ZM135 149V148H134ZM139 149V148H138ZM146 149V148H145ZM207 149V151L209 152V150H208V148H206ZM221 148H219V151H221L220 150ZM245 149V148H244ZM104 150V149H103ZM124 150V149H123ZM126 150V149H125ZM128 150V149H127ZM143 150H144V148H143ZM172 150V149H171ZM200 150V149H199ZM6 151V150H5ZM111 151V150H110ZM109 151V152H110ZM122 151V150H121ZM130 151H131V149H130ZM133 151V150H132ZM135 151V150H134ZM138 151V150H137ZM136 151V152H137ZM148 151V150H147ZM225 151H227L226 149H225ZM4 152V150L2 151V153ZM128 152V151H127ZM144 152H146V151H144ZM143 152V153H144ZM206 152V151H205ZM222 152H224V151H222ZM231 152V151H230ZM255 152H256V150H255ZM2 153H0V154H2ZM116 153H117V151H116ZM122 153V152H121ZM202 153H204V152H202ZM226 153V152H225ZM261 153V152H260ZM4 154V153H3ZM106 154V153H105ZM141 154V153H140ZM155 154V155H156ZM207 154V153H206ZM219 154V155H218ZM222 154V153H221ZM227 154V153H226ZM12 154H10V156H11ZM129 155V154H128ZM135 155V154H134ZM143 155V154H142ZM201 155V154H200ZM223 155H225V154H223ZM256 155H258V153L256 154ZM8 156V155H7ZM38 156V157H39ZM133 156V155H132ZM165 156V155H164ZM206 156H208V155H206ZM219 156H221L220 158H219ZM225 156H227V155H225ZM224 156V157H225ZM88 157V156H87ZM134 157V156H133ZM251 157V156H250ZM249 157V158H250ZM9 158V157H8ZM14 158L15 157H13L12 159L14 160ZM138 158V157H137ZM164 158V157H163ZM208 158V157H207ZM226 158V157H225ZM255 159V157H252V159ZM258 158V157H257ZM4 159V158H3ZM5 159H7V158H5ZM11 158L9 159V160H11V162L13 161ZM17 159V158H16ZM15 159V160H16ZM81 159V158H80ZM110 159V158H109ZM261 158H259V160H260ZM8 160V161H9ZM165 160V159H164ZM7 160H2L1 159V161H0V165H2V166H4V165H6L5 163H7L8 162ZM28 161V160H27ZM35 161V160H34ZM79 161H81V160H79ZM115 161V160H114ZM141 161V160H140ZM169 161V160H168ZM174 161V160H173ZM208 161V160H207ZM207 161H205L206 163H207ZM226 161V160H225ZM256 161H258L257 159H256ZM262 159H261V162H259L258 161V170L256 171V173H254L255 175H256V177H258L257 178V189H256V192H255V194L257 193V195H255L254 194V198H256V200L259 202H256L257 204H256V207H257V210H255V212H253V214H254V216L255 217H262V216H264V168L262 167ZM167 162V161H166ZM9 163V162H8ZM7 163V164H8ZM13 163V162H12ZM87 163V162H86ZM89 163V162H88ZM206 163H204V164H206ZM231 163V162H230ZM254 163V162H253ZM33 164V163H32ZM83 164V163H82ZM141 164V163H140ZM170 164V163H169ZM225 164V165H224ZM257 164V163H256ZM110 165V164H109ZM112 165V164H111ZM146 165V164H145ZM207 165V164H206ZM209 165V164H208ZM139 166V165H138ZM147 166V165H146ZM224 166H225V169H224ZM247 166V165H246ZM252 166H254V165H252ZM256 166V167H257ZM32 167V166H31ZM114 167V166H113ZM144 167V166H143ZM208 167V166H207ZM212 167V166H211ZM222 167H223V169H222ZM93 168V167H92ZM40 169V168H39ZM96 169V168H95ZM120 169V168H119ZM247 169V168H246ZM142 170V169H141ZM181 170V169H180ZM226 170V172H224ZM249 170V169H248ZM96 171V170H95ZM113 171V170H112ZM97 172V171H96ZM232 172V171H231ZM234 172H236L235 170H234ZM253 172H255V171H253ZM95 173V172H94ZM108 173V172H107ZM117 173V172H116ZM114 174V173H113ZM172 174V173H171ZM212 174V173H211ZM254 174H252V175H254ZM38 175V174H37ZM97 175H98V173H97ZM108 175V174H107ZM233 175V174H232ZM78 176V175H77ZM94 176H96V175H94ZM123 176V175H122ZM121 176V177H122ZM128 175H126V177H127ZM211 176V175H210ZM234 176V175H233ZM86 177H87V175H86ZM91 177H92V175H91ZM98 177V176H97ZM114 177V176H113ZM182 177V176H181ZM213 177V176H212ZM235 177V176H234ZM88 178V177H87ZM117 178V177H116ZM132 178V177H131ZM252 178V177H251ZM83 179V178H82ZM128 179H130V178H128ZM137 179V178H136ZM135 179V180H136ZM250 179V178H249ZM254 179V178H253ZM259 179V180H258ZM50 180V179H49ZM91 180V179H90ZM118 180H119V178H118ZM117 180V181H118ZM121 180V179H120ZM125 180V179H124ZM212 180V179H211ZM210 180V181H211ZM229 180V181H228ZM252 180V179H251ZM255 180H256V178H255ZM46 181L48 182V179H46ZM127 181V180H126ZM125 181V183L124 184H126L127 182ZM129 181H131V180H129ZM138 181V180H137ZM136 181V182H137ZM50 182V181H49ZM76 182V181H75ZM78 182V181H77ZM92 182V181H91ZM109 182V181H108ZM112 182V181H111ZM131 182H133V181H131ZM51 183V182H50ZM94 183V182H93ZM134 183H135V181H134ZM204 183V182H203ZM256 183V182H255ZM45 184V183H44ZM85 184H87V183H85ZM110 184V183H109ZM128 184H129V182H128ZM46 185V184H45ZM50 185V184H49ZM49 185H46V186H48V187H50ZM78 184H76V186H77ZM89 185H91V184H89ZM95 185H96V183H95ZM118 186H119V184H117ZM133 185V184H132ZM135 185V184H134ZM231 185V184H230ZM232 185H233V183H232ZM39 186H40V184H39ZM45 186V187H46ZM81 186V185H80ZM80 186H78V187H80ZM84 186V185H83ZM107 186V185H106ZM112 186V185H111ZM138 186H140V185H138ZM148 186V185H147ZM252 186H255V185H253L252 184ZM90 187H92V186H90ZM136 187V186H135ZM134 187V188H135ZM53 188H55V187H53ZM57 188V189H58ZM116 188V187H115ZM115 188H113V190L115 189ZM121 188V187H120ZM133 188V189H134ZM222 188V187H221ZM230 188V187H229ZM232 188V187H231ZM254 188V187H253ZM253 188H251L252 190H253ZM44 189V188H43ZM50 189H52V188H50ZM94 189V188H93ZM143 189V188H142ZM226 189H227V187H226ZM71 190V189H70ZM73 190V189H72ZM98 190H99V188H98ZM112 190V191H113ZM119 190V189H118ZM137 190V189H136ZM63 191V190H62ZM61 191V192H62ZM83 191V190H82ZM91 191V190H90ZM94 191V190H93ZM111 191V192H112ZM142 191V190H141ZM145 191V190H144ZM230 191V190H229ZM57 192V191H56ZM55 192V193H56ZM95 192V193H94ZM93 192V198L95 199L96 197H95V195H97V193H96V191H94ZM99 192V191H98ZM100 192H102V191H100ZM99 192V193H100ZM116 193H114L115 194V196H116V194H118V192L117 191H115ZM119 192H120V190H119ZM234 192V191H233ZM76 193V192H75ZM78 193V192H77ZM76 193V194H77ZM104 193V192H103ZM102 193V194H103ZM121 193V192H120ZM130 193V192H129ZM186 193V192H185ZM230 193V192H229ZM254 193V192H253ZM14 194V193H13ZM58 193H56V195H57ZM64 194V193H63ZM72 194V193H71ZM79 194V193H78ZM87 194V193H86ZM106 194V193H105ZM108 194H109V192H108ZM114 194H112V195H114ZM122 194V193H121ZM16 195V194H15ZM60 195H62V193L60 194ZM80 195V194H79ZM91 195V194H90ZM100 195V194H99ZM107 195V194H106ZM123 195V194H122ZM128 195V194H127ZM206 195V194H205ZM73 196V195H72ZM82 196H83V194H82ZM82 196H81V198H82ZM89 196V195H88ZM114 196V197H115ZM176 196V195H175ZM52 197V196H51ZM91 197H92V195H91ZM90 197V198H91ZM100 197V196H99ZM110 197V196H109ZM112 197V196H111ZM114 197H112V198H114ZM117 197H118V199H119V195H117ZM117 197H115V198H117ZM172 197V196H171ZM237 197V196H236ZM65 198V197H64ZM78 198H79V196H78ZM81 198H79L78 200H80ZM98 198V197H97ZM96 198V199H97ZM170 198V197H169ZM206 198V197H205ZM209 198V197H208ZM45 199V198H44ZM50 199V198H49ZM53 199V198H52ZM68 199V198H67ZM76 199V198H75ZM92 199V198H91ZM90 199V200H91ZM137 199V198H136ZM135 199V200H136ZM172 199V198H171ZM176 199V198H175ZM63 200V199H62ZM98 200V199H97ZM99 200H101V197H100V199ZM106 200V199H105ZM110 200H112V199H110ZM114 200V199H113ZM132 200V199H131ZM51 201V200H50ZM72 201V200H71ZM74 201V200H73ZM93 201V200H92ZM102 201H104L103 199H102ZM123 201V200H122ZM195 201V200H194ZM237 201V200H236ZM254 201V200H253ZM48 202V201H47ZM61 202V201H60ZM89 202V201H88ZM107 202V201H106ZM110 202V201H109ZM119 202V201H118ZM49 203V202H48ZM53 203V202H52ZM81 203V202H80ZM90 203V202H89ZM113 203V202H112ZM114 203H117V202H114ZM128 203H129V201H128ZM139 203V202H138ZM206 203V202H205ZM65 204V203H64ZM87 204V203H86ZM95 204V203H94ZM92 205V204H91ZM258 205V206H257ZM112 206V205H111ZM120 206V205H119ZM123 206V205H122ZM227 206V205H226ZM64 207V206H63ZM126 207V206H125ZM205 207V206H204ZM228 207V206H227ZM48 208H50V207H48ZM61 208V207H60ZM68 208V207H67ZM79 208V207H78ZM77 208V209H78ZM89 208V207H88ZM56 209V208H55ZM69 209V208H68ZM83 209V208H82ZM93 209V208H92ZM137 209V208H136ZM143 209V208H142ZM88 210V209H87ZM115 210V209H114ZM126 210H128V209H126ZM130 210V209H129ZM135 210V209H134ZM133 210V211H134ZM49 211H50V209H49ZM78 211H80V210H78ZM77 211V212H78ZM83 211V210H82ZM112 211V210H111ZM120 211V210H119ZM237 211V210H236ZM92 212V211H91ZM108 212V211H107ZM124 212V211H123ZM128 212H130V211H128ZM220 212V211H219ZM224 212V211H223ZM83 213V212H82ZM81 213V214H82ZM236 213V212H235ZM110 214V213H109ZM252 214V215H253ZM123 215V214H122ZM136 215V214H135ZM184 215V214H183ZM106 216V215H105ZM111 216V215H110ZM114 216V215H113ZM117 216V215H116ZM185 216V215H184ZM219 216V215H218ZM229 216V215H228ZM231 216V215H230ZM118 217V216H117ZM116 217V218H117ZM120 217V216H119ZM116 218H114L115 220H116ZM220 218V217H219ZM48 219V218H47ZM108 219V218H107ZM113 219V218H112ZM111 219V220H112ZM136 219V218H135ZM137 219H138V217H137ZM136 219V220H137ZM236 219V218H235ZM239 219V218H238ZM261 219V218H260ZM259 219V220H260ZM262 219H263V217H262ZM92 220V219H91ZM129 220H130V218H129ZM142 220V219H141ZM205 220V219H204ZM230 220V219H229ZM258 220V221H259ZM83 221V220H82ZM93 221H95V220H93ZM107 221V220H106ZM114 221V220H113ZM199 221V220H198ZM197 221V222H198ZM236 221V220H235ZM262 221V220H261ZM260 221V222H261ZM76 222V221H75ZM133 222H134V220H133ZM133 222H129L131 225H132V223ZM137 222V221H136ZM157 222V221H156ZM158 222H160V221H158ZM157 222V223H158ZM200 222H202V221H200ZM225 222H226V220H225ZM85 223V222H84ZM84 223H82V224H84ZM99 223V222H98ZM108 223H110V222H108ZM112 223H114V222H112ZM140 223V222H139ZM156 223V225H158ZM258 223V222H257ZM76 224V223H75ZM94 224V223H93ZM100 224V223H99ZM98 224V225H99ZM115 225L113 226V225H111L112 227H109L110 228V231L111 232H113L112 230H114V235H113V233L111 234V233H109L108 234V236H106L105 235V237H107L106 238V241L108 240V242L110 243V242H112L113 244H111V246L113 245V249H111V248H109V249H111L109 252H111V257H109L108 259H107V263H106V260H105V263L106 264H152V260L150 261V259L148 258L149 257V253H146L147 251V249H149V248H145V243L147 242L146 241V236L148 235L146 232H144V233H146L147 235L146 236H143L142 235V237H141V234L143 233L142 231V233H140L139 234V229H137L138 230V232H137V230H136V228L134 229H132V227H130L131 225L130 224H125V226H122V224L123 223H121V224H117V223H114ZM136 224V223H135ZM235 224V223H234ZM247 224V223H246ZM255 224V223H254ZM263 224H264V222H263ZM77 225V224H76ZM124 225V224H123ZM258 225H259V223H258ZM78 226V225H77ZM84 226H85V224H84ZM97 226V225H96ZM100 226V225H99ZM139 226V225H138ZM103 227V226H102ZM248 227H249V225H248ZM253 227V226H252ZM260 227V226H259ZM107 228H108V226H107ZM140 228V227H139ZM142 228V227H141ZM140 228V229H141ZM146 228V227H145ZM232 228V227H231ZM261 228H262V226H261ZM260 228V229H261ZM62 229V228H61ZM86 229V228H85ZM240 229V228H239ZM87 230V229H86ZM99 230H100V228H99ZM99 230H98V232H99ZM254 230V229H253ZM256 230V229H255ZM83 231H85L84 229H83ZM108 231V230H107ZM259 231V233H261V234H263V231H264V228L263 229H261V230H258ZM97 232V231H96ZM118 232H120L121 234H118ZM148 232V231H147ZM254 232H257V231H254ZM96 234V233H95ZM94 234V235H95ZM258 234V233H257ZM98 235H101V234H98ZM255 235V234H254ZM83 236V235H82ZM84 236H85V233H84ZM84 236H83V238H84ZM88 236V235H87ZM102 236V235H101ZM145 237V238H144ZM148 237V236H147ZM175 237V236H174ZM46 238H48V237H46ZM50 239V238H49ZM98 239V238H97ZM105 239V238H104ZM95 240V239H94ZM101 240H103V238L101 239ZM110 240V241H109ZM43 241V240H42ZM49 241V240H48ZM51 241V240H50ZM104 241V240H103ZM146 241V242H145ZM10 242V241H9ZM100 242V241H99ZM98 242V243H99ZM88 243V242H87ZM102 243V242H101ZM100 243V244H101ZM105 243V242H104ZM148 243V242H147ZM106 245V244H105ZM43 246V245H42ZM49 246V245H48ZM96 246V245H95ZM98 246H99V244H98ZM110 246V247H111ZM94 247V246H93ZM148 247H150V246H148ZM63 248V247H62ZM100 248V247H99ZM104 248V247H103ZM107 248V249H108ZM152 248V247H151ZM189 248H193V247H189ZM71 249V248H70ZM83 249V248H82ZM85 249V248H84ZM96 249V248H95ZM199 249V248H198ZM198 249L196 248L194 251L197 253V251H198ZM263 249V248H262ZM57 250V249H56ZM97 250V249H96ZM153 250V249H152ZM264 250V249H263ZM45 251V250H44ZM69 251V250H68ZM88 251V250H87ZM150 251V250H149ZM194 251H193V253H194ZM99 252H100V250H99ZM62 253H64V251L63 252H61V254ZM66 253V252H65ZM69 253V252H68ZM96 253V252H95ZM198 253H200V252H198ZM204 253V252H203ZM67 254V253H66ZM91 254V253H90ZM153 254V253H152ZM201 254V253H200ZM207 254V253H206ZM73 255V254H72ZM72 255H71V257H72ZM97 255V254H96ZM98 255H100V254H98ZM103 255V254H102ZM107 255V254H106ZM173 255H175V254H173ZM104 256V255H103ZM172 256V255H171ZM176 256H179V255H177L176 254ZM200 256V255H199ZM49 257H50V255H49ZM58 257V256H57ZM71 257H69V258H71ZM80 258V257H79ZM83 258V257H82ZM92 258V257H91ZM173 258V257H172ZM177 257H175L174 259L175 260H177L176 259ZM179 258V257H178ZM262 258V257H261ZM51 259V258H50ZM58 259V258H57ZM76 259H77V257H76ZM81 259V258H80ZM89 259V258H88ZM104 259V258H103ZM102 259V261H103V263H104V260ZM263 259H264V256H263ZM100 260V259H99ZM99 260L98 261H95V262H98L99 264H101L102 263V261H100L99 262ZM54 261H56V260H54ZM155 261V260H154ZM94 262V261H93ZM175 262V261H174ZM177 262V261H176ZM182 262V261H181ZM55 263V262H54ZM58 263V262H57ZM104 263V264H105ZM63 264V263H62ZM70 264H72V263H70ZM78 264V263H77ZM96 264V263H95ZM180 264V263H179Z\"/></svg>","mask_w":264,"mask_h":264}]
</instances>
